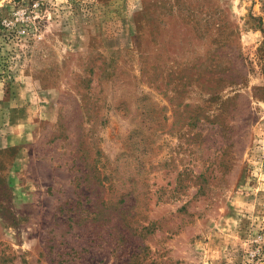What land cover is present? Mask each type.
<instances>
[{
  "label": "rangeland",
  "instance_id": "obj_1",
  "mask_svg": "<svg viewBox=\"0 0 264 264\" xmlns=\"http://www.w3.org/2000/svg\"><path fill=\"white\" fill-rule=\"evenodd\" d=\"M0 264H264V0H0Z\"/></svg>",
  "mask_w": 264,
  "mask_h": 264
}]
</instances>
